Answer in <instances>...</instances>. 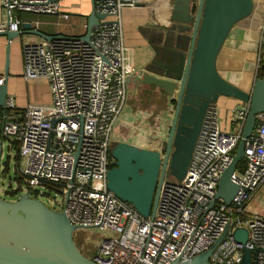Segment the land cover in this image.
Returning a JSON list of instances; mask_svg holds the SVG:
<instances>
[{"label":"built area","instance_id":"obj_1","mask_svg":"<svg viewBox=\"0 0 264 264\" xmlns=\"http://www.w3.org/2000/svg\"><path fill=\"white\" fill-rule=\"evenodd\" d=\"M62 1L0 0L6 13L0 32H19V13L52 15L58 24L67 22L71 14ZM152 1L94 0L96 10L107 13L110 23L93 26L88 41L83 36L40 42L28 37L23 43V78L47 81L51 104H28L19 110L8 95L0 116L2 140L17 147L23 162L19 175L31 197L46 194L38 188L60 193L63 212L78 230L99 228L113 234L95 248L83 247L96 264L187 262L207 251L225 231L209 262L241 264L243 246L233 237L237 228L247 230L245 246L256 251L252 264H264V217L247 209L264 187V114L256 116V127L245 139L244 158L230 177L238 186L231 203L215 198L241 139L248 104L231 108L228 120L234 131L220 127L218 107L209 105L186 175L181 181L165 176L152 219L108 189L107 173L114 161L110 141L125 108L128 79L135 73L126 56L121 12ZM4 83L2 75L0 86Z\"/></svg>","mask_w":264,"mask_h":264},{"label":"water","instance_id":"obj_2","mask_svg":"<svg viewBox=\"0 0 264 264\" xmlns=\"http://www.w3.org/2000/svg\"><path fill=\"white\" fill-rule=\"evenodd\" d=\"M163 1L169 10L168 24L164 25L167 30L161 39L152 40H158L153 43L155 57L144 66L139 82L154 86L169 97L173 116L167 138L157 150L114 141L109 150L113 166L107 173L108 189L132 204L141 216L151 219L165 176L171 175L178 181L185 177L210 104L224 96L249 105L241 139L232 162L219 180L215 196L227 205L238 190L230 177L244 158L245 139L256 127V116L264 114V64L261 66L263 73L254 81L250 92L224 79L216 67L217 56L233 27L252 13L253 0ZM107 16L97 11L91 0L83 39L89 40L93 26L110 23ZM22 34L46 41L53 38L28 22H22L19 32H0V36H6L9 41ZM262 46L264 53V34ZM8 65L7 50L6 75ZM7 96V85L3 84L0 86V107L4 108ZM76 229L64 212L50 210L27 192L15 201L0 198V264H96L77 247L73 237ZM225 233L207 251L190 261L176 260L172 264H211L209 256ZM233 237L243 246L241 264H252L256 251L253 253L245 246L247 230L237 228Z\"/></svg>","mask_w":264,"mask_h":264},{"label":"crops","instance_id":"obj_3","mask_svg":"<svg viewBox=\"0 0 264 264\" xmlns=\"http://www.w3.org/2000/svg\"><path fill=\"white\" fill-rule=\"evenodd\" d=\"M253 2L252 13L233 27L229 39L222 46L216 59L219 74L246 92L251 91L254 81L260 77L257 53L261 51L264 34V0H253ZM62 5L70 12L71 17L73 14H80L87 21L91 11V0H63ZM5 14L0 4V23L6 21ZM168 15V5L164 4L163 0H153L145 6L125 7L121 12L126 56L128 63L135 69V73L129 78L127 84L128 100H148V103L145 105V110L130 108L126 105L114 134L117 135L123 129H127V135L118 138V141L152 150L159 149L167 138L165 131L169 128L168 116L172 114L171 106L173 108V105L169 97L161 90L154 86L140 84L139 79L144 66L155 57L153 43H158L161 39L165 31L164 25L168 24ZM17 16L22 22L30 23L33 28L47 36H67L63 34V29L69 26V22L58 24L59 19L56 16L32 13H19ZM28 37L33 42L43 41L42 38L34 35L22 34L11 41L6 36H0V76H5L4 84L7 85L8 95L14 98L19 110L28 104L49 105L51 102L50 91L46 92L45 96L32 93L26 95L19 88V79L23 78V43ZM154 38H158L157 42L152 41ZM7 50L9 65L6 75ZM239 104L240 102L234 98L224 96L218 98L216 102L218 112H223L225 119L222 122L219 121L223 130H235V125L229 122L228 115L231 108ZM263 193L264 187L258 190L247 207L250 213L261 217H264ZM257 207H260V210Z\"/></svg>","mask_w":264,"mask_h":264},{"label":"rangeland","instance_id":"obj_4","mask_svg":"<svg viewBox=\"0 0 264 264\" xmlns=\"http://www.w3.org/2000/svg\"><path fill=\"white\" fill-rule=\"evenodd\" d=\"M69 22V26L65 27L63 29V34L67 36H81L85 33V28L83 26L84 23H86V19L80 15V14H73L71 19L67 21ZM167 30V29H165ZM170 36L173 35L171 32L169 34ZM257 66H260L261 60H264V53H263V46L261 47V51L257 53ZM19 88L24 91L26 95L29 93L37 94L39 96H45L46 92L51 90L50 86L47 81L44 79H32V80H24L22 77L19 79ZM52 100V96L50 98ZM30 101H36V100H30ZM44 101V100H42ZM148 103V100H128V92H127V100L126 105L130 108H137L139 110H145ZM51 104V102H50ZM49 104V105H50ZM140 107V108H139ZM171 111H173V108L171 106ZM219 113V121L222 122L224 119V113ZM173 116L172 114H169L168 119L170 120ZM1 126V124H0ZM167 130V129H166ZM127 129H123L122 132L115 135L114 132L112 133V138L110 141V147H112V144L114 141H116L115 138H121L124 135H127ZM116 133V132H115ZM168 131H165V136H167ZM18 152L17 149L14 147V145H11L10 141L8 139L2 140V137L0 135V198L5 199L7 201L13 200L18 198L19 196L23 195L25 192H27L28 187L26 182H19L15 178V172L17 169H20L23 167L22 159H17ZM167 179H171L170 177H166ZM11 188V190H17L18 188L21 189L20 193L16 197H12L9 195H6V191H8ZM39 191H44L45 195H39L38 200H40L46 207H48L50 210L56 211V212H63L62 209V196L60 193H57L52 190H43L41 188H38ZM32 196V195H31ZM264 197V193H263ZM260 210V207H257ZM113 234L110 231H103L99 228H82V229H76V231L73 234L74 241H76L78 248L83 252V254H86L84 246H89L92 248L97 247L104 238H110ZM89 256V255H88ZM90 258V256H89Z\"/></svg>","mask_w":264,"mask_h":264},{"label":"trees","instance_id":"obj_5","mask_svg":"<svg viewBox=\"0 0 264 264\" xmlns=\"http://www.w3.org/2000/svg\"><path fill=\"white\" fill-rule=\"evenodd\" d=\"M264 64V60H261V63H260V66H259V71H260V75L263 73L262 71H261V66ZM240 102V101H239ZM5 111V109L4 108H2V107H0V116L3 114V112ZM15 148H17L16 146H15ZM236 150V149H235ZM16 158L19 160V158H18V156H16ZM15 178H16V180H18L19 182H24V180L20 177V175H19V169H17L16 170V172H15ZM20 191H21V189H17V190H11V188L8 190V191H6V195H9V196H12V197H16V196H18L19 195V193H20ZM35 198H37V197H35ZM78 247V246H77ZM80 250V249H79ZM81 251V250H80ZM81 253H83L82 251H81Z\"/></svg>","mask_w":264,"mask_h":264},{"label":"flooded vegetation","instance_id":"obj_6","mask_svg":"<svg viewBox=\"0 0 264 264\" xmlns=\"http://www.w3.org/2000/svg\"><path fill=\"white\" fill-rule=\"evenodd\" d=\"M18 198H16V199H13V200H10V201H15V200H17ZM5 200V199H4ZM75 243H76V241H75ZM76 245H77V243H76ZM78 246V245H77Z\"/></svg>","mask_w":264,"mask_h":264}]
</instances>
